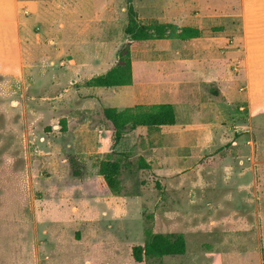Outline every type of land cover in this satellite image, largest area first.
<instances>
[{
    "label": "rangeland",
    "instance_id": "rangeland-1",
    "mask_svg": "<svg viewBox=\"0 0 264 264\" xmlns=\"http://www.w3.org/2000/svg\"><path fill=\"white\" fill-rule=\"evenodd\" d=\"M132 4L201 37L131 43L130 86L83 88L115 63L127 22L126 0H84L82 44L54 42L46 66L0 74V264H130L146 231L181 234L186 251L145 264H264V65L225 41L228 0ZM157 103L174 106V126L113 144L103 108ZM109 155L117 195L97 175Z\"/></svg>",
    "mask_w": 264,
    "mask_h": 264
},
{
    "label": "crops",
    "instance_id": "crops-1",
    "mask_svg": "<svg viewBox=\"0 0 264 264\" xmlns=\"http://www.w3.org/2000/svg\"><path fill=\"white\" fill-rule=\"evenodd\" d=\"M68 1L0 0V74L21 76L26 67L46 66L54 42L67 48L82 44L84 0H71V8ZM228 5L234 12L225 18L235 22V34L225 41L242 51L247 64L264 65V0H228Z\"/></svg>",
    "mask_w": 264,
    "mask_h": 264
},
{
    "label": "trees",
    "instance_id": "trees-1",
    "mask_svg": "<svg viewBox=\"0 0 264 264\" xmlns=\"http://www.w3.org/2000/svg\"><path fill=\"white\" fill-rule=\"evenodd\" d=\"M134 0H126L127 22L123 29L126 43L117 51L115 63L104 73L95 75L82 83L83 88L115 89L132 84L131 43L151 41H186L201 37V30L191 26H178L175 23L143 21L138 18L133 7ZM213 31H221L214 27ZM104 119L112 129V142L118 144L123 135L137 128L158 129L176 124V110L172 104L157 103L151 105H134L123 109L106 107L102 109ZM64 131L65 121L62 120ZM118 156L125 157L126 153ZM110 155L97 163V175L101 177L106 189L112 194L119 193L121 164L119 159L111 160ZM147 168V165H141ZM80 171L74 170L73 175L79 176ZM186 251V243L181 234H162L145 232L141 242L128 246L127 260L130 264H145L148 259L165 256H182Z\"/></svg>",
    "mask_w": 264,
    "mask_h": 264
}]
</instances>
